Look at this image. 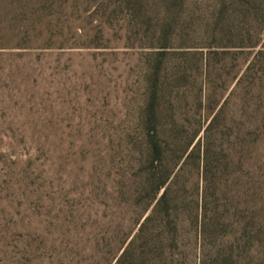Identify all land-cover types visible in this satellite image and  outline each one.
Returning a JSON list of instances; mask_svg holds the SVG:
<instances>
[{
    "label": "rangeland",
    "instance_id": "374dc122",
    "mask_svg": "<svg viewBox=\"0 0 264 264\" xmlns=\"http://www.w3.org/2000/svg\"><path fill=\"white\" fill-rule=\"evenodd\" d=\"M17 1L11 38L0 48V225L8 224L19 258L80 260V245L64 256V240L96 234L84 224L113 204L108 195L97 199L85 175L91 178L98 160L111 156L136 122L148 64L162 47L228 45V54L215 57L226 60L223 79L213 77L210 93L228 96V107L244 122L255 109L264 112V56L253 79L232 96L236 71L254 55L228 38L199 34L212 26L214 0ZM165 31L170 39L162 37ZM254 79L257 90L248 83ZM249 90L260 93L253 102ZM259 255L263 261L256 264H264V249Z\"/></svg>",
    "mask_w": 264,
    "mask_h": 264
},
{
    "label": "trees",
    "instance_id": "16d2710c",
    "mask_svg": "<svg viewBox=\"0 0 264 264\" xmlns=\"http://www.w3.org/2000/svg\"><path fill=\"white\" fill-rule=\"evenodd\" d=\"M16 1L0 0V48L11 38L8 23ZM214 3L212 26L197 29L199 34L228 38L239 51L254 55L236 71L233 96L244 80L253 79L264 56V0ZM162 37L171 34L165 31ZM228 48L157 50L148 64L146 97L136 122L124 141L113 145V154L98 160L91 178L85 175L97 199L108 195L113 204L84 224L96 234L78 240L69 234L64 240L67 259L81 246L80 260L70 257L67 264L259 262L264 249V112L255 109L254 118L244 122L228 107V96L210 93L213 77L223 79L226 60V55L220 62L215 57L228 54ZM248 83L257 90L255 79ZM259 94L249 90L247 100ZM102 215L109 220L101 221ZM9 233L8 224H1L0 264H36L17 257Z\"/></svg>",
    "mask_w": 264,
    "mask_h": 264
}]
</instances>
